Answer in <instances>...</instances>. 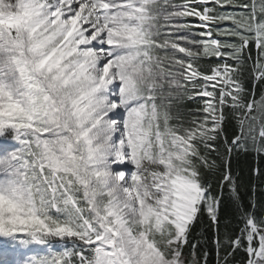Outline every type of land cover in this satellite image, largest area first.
<instances>
[{
  "label": "snow or ice",
  "instance_id": "obj_1",
  "mask_svg": "<svg viewBox=\"0 0 264 264\" xmlns=\"http://www.w3.org/2000/svg\"><path fill=\"white\" fill-rule=\"evenodd\" d=\"M0 264H264V0H0Z\"/></svg>",
  "mask_w": 264,
  "mask_h": 264
},
{
  "label": "trees",
  "instance_id": "obj_2",
  "mask_svg": "<svg viewBox=\"0 0 264 264\" xmlns=\"http://www.w3.org/2000/svg\"><path fill=\"white\" fill-rule=\"evenodd\" d=\"M249 163H254V162H248V161L241 160L240 167L246 170Z\"/></svg>",
  "mask_w": 264,
  "mask_h": 264
}]
</instances>
